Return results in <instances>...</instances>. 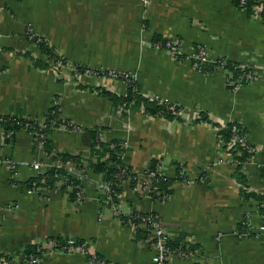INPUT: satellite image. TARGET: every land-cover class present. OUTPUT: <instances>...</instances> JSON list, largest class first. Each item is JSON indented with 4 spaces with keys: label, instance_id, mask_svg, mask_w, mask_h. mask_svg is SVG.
<instances>
[{
    "label": "crops",
    "instance_id": "0c3cea01",
    "mask_svg": "<svg viewBox=\"0 0 264 264\" xmlns=\"http://www.w3.org/2000/svg\"><path fill=\"white\" fill-rule=\"evenodd\" d=\"M43 37L55 56L29 32ZM178 42L183 56L153 42ZM198 45L209 62L224 57L249 67L254 77L237 85L229 73L199 71ZM88 67L100 72H78ZM89 69V70H90ZM117 73L112 75L110 73ZM129 72L140 92L179 105L173 117L151 115L144 105H117L102 91L124 96ZM233 87H232V86ZM58 108L60 122L49 134L47 154L26 128L0 127V252L10 264H25L24 249L50 238L76 237L88 253L55 251L36 264H155L154 239L145 228L124 223L102 201V174L90 163L94 134L117 142L135 178L121 180L122 212H154L174 244L196 253H171L168 264H264V214L247 193H264V16H249L233 0H0V114L43 123ZM202 113L211 122L202 119ZM239 122L254 155L241 167L219 137L220 126ZM78 155L87 169L85 197L77 202L61 182L33 190L42 174L34 161L55 164ZM159 170L169 190L154 185ZM245 222L248 230L238 233ZM147 231V230H146Z\"/></svg>",
    "mask_w": 264,
    "mask_h": 264
},
{
    "label": "trees",
    "instance_id": "16d2710c",
    "mask_svg": "<svg viewBox=\"0 0 264 264\" xmlns=\"http://www.w3.org/2000/svg\"><path fill=\"white\" fill-rule=\"evenodd\" d=\"M234 4L239 8L247 12L249 16H252L255 14V11L257 8L260 7L262 15L264 16V0H246V4L241 6V0H233ZM33 41L42 49L45 50L46 52L49 53V55L53 58L61 59L64 63H66V59L62 57L55 56L53 52L50 51V49L47 46L46 40L43 37L40 36H34ZM153 42L154 43H159L162 46H166L168 39L161 38L158 35H155L153 37ZM178 56H183L182 53L175 52ZM193 59V58H192ZM196 60L193 59V63ZM224 68L226 69L229 73H232L233 76L230 77L229 81L232 82L233 80L239 78L242 74L246 73H251L254 75V72L251 68L249 67H243L241 66L238 62L221 57L218 58L214 62H208L205 61L201 65V71L203 73H213L215 71H218L219 69ZM90 68L88 67H78L77 70L80 73H84ZM91 72H100L98 70H92L90 69ZM100 73L103 74H109L107 70H104ZM125 80H127L128 83V91L127 94L124 96H120L118 94L112 93L110 91H102L105 94H107L109 97L113 99V101L117 105H122V106H140L144 105L145 111L151 115H162V116H167V117H173L177 111L179 110V105L178 104H173L169 103L166 101H161L160 99H152L150 97H147L143 95L140 90H139V85L136 82L134 78H125L123 75H119ZM243 76V75H242ZM250 79H248L246 76L243 77L242 83H248ZM232 86V85H231ZM233 87V86H232ZM0 117L3 118V128L6 133L9 132H16L19 128H26L27 124H32L34 128L39 130V122L37 120L29 119L24 116H19V115H1ZM202 119L207 120L208 122H211L209 117L205 113H202ZM60 122L59 120V110L58 108L51 109V111L47 114V119L45 121L46 123V128L42 130L44 133L47 134V137L44 140V151L47 154H50L52 152V145H51V139L49 138V134L51 132V129L53 128L54 125L58 124ZM234 126L237 127L238 132L241 134H247V129L244 125H242L239 122L233 121L229 122L224 126H220L219 130V137L221 141L223 142V147L226 149H229L232 151L234 154V158L238 160L239 165H238V180H240L243 184L245 183L244 175L241 174V167L247 162L253 155L254 153L248 151V149L243 146V145H233L232 143V138L234 134ZM254 146V145H253ZM255 147V146H254ZM122 147L120 144L117 142L113 141L110 143H103V141H100L98 138V135L95 133L94 134V144H93V154L97 156L96 160H93L90 165L93 168L94 171L102 174V181L104 182H110L112 183L114 193V201L119 202L118 195L120 191V184L121 180H118V175L120 174V171L123 167L127 166L123 160H122ZM59 158L65 159V160H74L77 164L80 166H83L82 164V159L78 155H72V154H61L59 155ZM131 172V177L135 178L134 173L131 171V168L127 166ZM264 173V171H263ZM64 180V184L67 186L68 183L71 184H78L80 181L73 177L70 174H67L65 170L59 167H51L47 170H45L42 174H39L33 178H31L28 181L29 186L32 188L33 187V182H37V186L40 187H48V186H54L57 184L59 180ZM167 178L164 177L163 175L159 174L154 182V185L158 187L159 190H163L165 192H169V190L166 189L164 186L166 184L165 180ZM246 195H252L256 197L260 202L261 206L260 209H262V212L264 214V193H247L245 192ZM102 196V201H104V194H101ZM71 197L73 200H75V192H71ZM136 212V211H134ZM124 223H126L129 219V215L122 214L120 217ZM136 224H140L139 220H135ZM140 228V226L137 227V229ZM244 230H248V225L245 222L239 223L237 226V231L238 233H243ZM146 235L149 236V232L146 231ZM76 238V237H75ZM60 243H66L67 239H59L57 238ZM76 241L78 243L84 242L85 240L76 238ZM169 244L171 247H178L182 244H174L171 239L169 241ZM37 245H31L28 246L24 249L23 255L29 254V253H37L36 251ZM103 258L102 256H99ZM105 259V258H103ZM107 261V260H106Z\"/></svg>",
    "mask_w": 264,
    "mask_h": 264
},
{
    "label": "built area",
    "instance_id": "2783aa9c",
    "mask_svg": "<svg viewBox=\"0 0 264 264\" xmlns=\"http://www.w3.org/2000/svg\"><path fill=\"white\" fill-rule=\"evenodd\" d=\"M245 4H246V0H241V6L244 7ZM29 33L31 34L32 38L36 36L31 31ZM166 46L169 49L173 50L174 52L181 53V47H180V44H178V42L168 41ZM192 58L196 60L194 62L195 67L199 71H201L202 63L205 61H208L206 49L202 45H198L195 48L194 53L192 54ZM221 69L227 71L224 68H221ZM87 71L91 72L90 70H87ZM110 74L116 75L117 73L112 72ZM122 75L125 78H133V76L129 72L123 73ZM242 75L239 78L233 80L232 82L237 85H240L242 84L244 76H246L250 80L254 77V75H252L251 73H246V72ZM232 76L233 74L229 73V79ZM0 127L3 128V118L2 117H0ZM39 128L40 129L37 130L36 128H34L32 124L26 125V129L29 130L35 136V138H37V140L39 141V144L43 147L44 140L47 137V134L44 133L42 130L46 128V123L39 122ZM233 130H234V134L232 138L233 145H236V146L238 144L243 145L248 149V151L255 153L256 149L248 141L247 134L239 133L236 126H234ZM5 161L11 164L12 167L15 166V163L13 162L12 159L6 160L3 158H0V162H5ZM32 166L36 170H41L43 166H45V168L47 169L56 166V167H59L65 170L67 174H70L73 177L77 178L80 181V183L78 184L68 183L67 187L69 191L75 192V201L83 202L84 197H85L84 178L87 175V169L84 166H80L74 160H70V159L65 160L62 158H59L55 164H47V163H42L41 161H34ZM157 173L158 175L160 174L159 170L151 172L152 175H156ZM117 178L118 180H124V179L131 178V172L129 168L127 166L123 167ZM61 182L64 183V180H61ZM32 184H33V187H32L33 190H39V187L37 186L36 181H34ZM97 185H98V188L101 190V192L105 195L103 202L111 206L114 210V213L117 216L120 217L122 214H124L121 210L120 203L114 201V197H113L114 189H113L112 183L104 182L101 179L97 181ZM161 194H162L161 195L162 197H167L169 195V193L163 190ZM128 215H129V219L126 222V224L134 228H137L138 226H143L149 232V235L153 237L154 245L156 247L155 264H168V258L171 253H176L182 257H186L188 255H192L197 252L195 251V249H193L192 247L186 244H182L178 247H171V245L169 244L170 236L168 232L166 231L165 227L163 226L162 219L159 214L154 213V212H138L137 211V212H132ZM135 220H139L140 224H136ZM36 245H37L36 247L37 253H29V254L24 255L23 261L25 264H36L40 257L46 254H51L55 251L62 252V253H77V252L88 253L89 252L88 242L84 241V242L78 243L75 237L68 238L66 243H60L58 239L50 238V239H46L45 241L36 243ZM93 261L95 262V264H111L110 262H107L105 259L97 255H94ZM0 264H10V258L7 254L0 252Z\"/></svg>",
    "mask_w": 264,
    "mask_h": 264
},
{
    "label": "rangeland",
    "instance_id": "374dc122",
    "mask_svg": "<svg viewBox=\"0 0 264 264\" xmlns=\"http://www.w3.org/2000/svg\"><path fill=\"white\" fill-rule=\"evenodd\" d=\"M244 67V66H243ZM109 72V71H108Z\"/></svg>",
    "mask_w": 264,
    "mask_h": 264
}]
</instances>
